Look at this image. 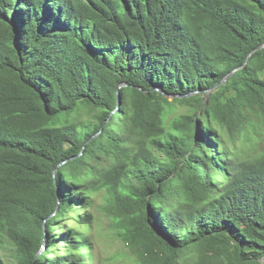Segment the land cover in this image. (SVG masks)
Masks as SVG:
<instances>
[{
    "label": "trees",
    "instance_id": "obj_1",
    "mask_svg": "<svg viewBox=\"0 0 264 264\" xmlns=\"http://www.w3.org/2000/svg\"><path fill=\"white\" fill-rule=\"evenodd\" d=\"M262 43L264 0H0V264H93L47 252L95 207L140 264H264Z\"/></svg>",
    "mask_w": 264,
    "mask_h": 264
},
{
    "label": "rangeland",
    "instance_id": "obj_2",
    "mask_svg": "<svg viewBox=\"0 0 264 264\" xmlns=\"http://www.w3.org/2000/svg\"><path fill=\"white\" fill-rule=\"evenodd\" d=\"M100 201V199L96 200L97 205ZM85 211L84 208H81L76 211L75 215L78 212L84 214ZM91 213L93 216L88 224H77L75 215L69 219L66 229L58 231V233H61V237H59L57 243L51 246L47 254L63 255L67 250L66 246L69 241L71 243L80 241L81 253H88L93 264H140L127 244L115 235L110 217L97 207L93 208ZM66 230L69 232L64 235ZM82 236H88V240L82 239Z\"/></svg>",
    "mask_w": 264,
    "mask_h": 264
},
{
    "label": "water",
    "instance_id": "obj_3",
    "mask_svg": "<svg viewBox=\"0 0 264 264\" xmlns=\"http://www.w3.org/2000/svg\"><path fill=\"white\" fill-rule=\"evenodd\" d=\"M261 47H264V43L258 45L256 48H254V50H257V49H259V48H261ZM238 68H239V67H237L236 69L232 70L229 74H227V75L224 77V79H223L220 83H218L216 86H214V87H212V88H210V89H207V90H206L207 95L209 94V92H210L211 90L215 89L217 86H219V85H220L221 83H223L225 80H227V79L233 74V72L236 71ZM196 92H197V91H194V92H191V93H188V94H182V95H180V94H174V95H171V97H175V96H179V97H182V96H188V95H190V94H194V93H196ZM65 161H66V160H64L63 162L59 163L58 165L63 164Z\"/></svg>",
    "mask_w": 264,
    "mask_h": 264
}]
</instances>
